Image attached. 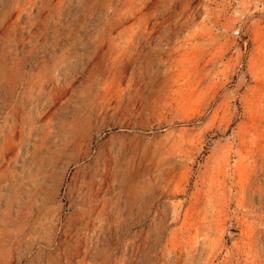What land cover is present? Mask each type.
Here are the masks:
<instances>
[{
  "label": "rangeland",
  "instance_id": "rangeland-1",
  "mask_svg": "<svg viewBox=\"0 0 264 264\" xmlns=\"http://www.w3.org/2000/svg\"><path fill=\"white\" fill-rule=\"evenodd\" d=\"M0 264H264V0H0Z\"/></svg>",
  "mask_w": 264,
  "mask_h": 264
}]
</instances>
